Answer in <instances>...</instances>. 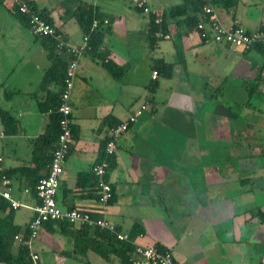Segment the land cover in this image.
I'll return each instance as SVG.
<instances>
[{
	"label": "crops",
	"instance_id": "0c3cea01",
	"mask_svg": "<svg viewBox=\"0 0 264 264\" xmlns=\"http://www.w3.org/2000/svg\"><path fill=\"white\" fill-rule=\"evenodd\" d=\"M31 1L49 14L72 45L84 36L71 15L76 7L93 6L109 20L102 45L80 59L71 93L75 139L58 204L101 209L91 168L103 156L109 129L148 97L153 106L117 140L115 165L107 173L114 189V199L105 208L107 218L125 232L138 223L144 232L135 243L161 244L172 250L178 264H264V218L252 213L264 214L263 56L208 43L196 29L181 31L174 25L171 39L154 44L149 39L151 15L134 0ZM180 2L147 0L159 13ZM11 5L12 0H0V108L10 111L15 125L7 129L0 115V167L10 173L13 197L24 204L12 211L14 223L21 226L13 246L17 252L38 204L35 185L47 173L56 143L54 110L63 83L53 80L41 87L52 62ZM216 8L226 24L249 31L264 27V0H237L232 7ZM72 19L79 26L77 38L69 26ZM93 54L111 59L124 70L122 77L112 75ZM59 55L67 61L66 52ZM157 59L172 64L170 76L160 72L152 78ZM253 82L259 89L248 95L246 85ZM243 88L248 100L263 95L257 107L246 106L248 100L242 99L226 103V95L234 97ZM8 213L9 208L2 215ZM80 227L70 226L65 233L56 222L41 225L39 235L44 237L33 238L30 249L41 255V264H49L52 253L65 263ZM95 253L87 250L88 263L78 253L75 259L119 264L115 256L108 260Z\"/></svg>",
	"mask_w": 264,
	"mask_h": 264
},
{
	"label": "built area",
	"instance_id": "2783aa9c",
	"mask_svg": "<svg viewBox=\"0 0 264 264\" xmlns=\"http://www.w3.org/2000/svg\"><path fill=\"white\" fill-rule=\"evenodd\" d=\"M134 2L144 13H156L155 23L161 24L162 18L159 12L152 9L147 0H134ZM13 4L18 5L19 10L27 15L30 29L35 35H50L54 37L58 43V47L68 54L66 76L59 96V134L52 153L49 169L37 183L36 188L39 203L34 207L37 216L29 224L32 229V237H38L40 227L44 221L68 220L76 226H99L100 228L114 232L118 239L127 240L129 238L128 233L118 231L116 225L106 215V205L114 196V189L111 182L107 180V173L110 168V158L116 154L117 140L138 120L140 113L147 108L145 101L126 120L109 129L105 155L101 160L94 163L91 168L93 174L97 177L99 201L102 205L101 209L92 212L79 208H62L57 202V193L60 187L61 176L64 172L65 162L75 139L71 93L75 85L80 59L88 48L89 35L84 34L81 43L72 45L64 39L63 34L57 30L55 24L47 21L39 11L31 8L25 0H12ZM108 23V19H105L103 22L94 19L92 27L97 29L108 25ZM198 29L201 37L207 42L224 43L243 51H248L254 45L264 42V28L249 31L244 26L236 23L226 24L219 16L216 6L210 2H207L203 7L202 19L198 22ZM156 37L158 39H171L173 34L171 32H164L162 28H159L156 32ZM157 76L158 71L154 69L152 78H157ZM10 183V178L6 176L2 178L0 196L8 200L11 207L17 209L24 204L13 197ZM30 255L31 264H41V255L38 252L31 251ZM131 261L133 264H178L172 250L162 251L155 244H136Z\"/></svg>",
	"mask_w": 264,
	"mask_h": 264
},
{
	"label": "trees",
	"instance_id": "16d2710c",
	"mask_svg": "<svg viewBox=\"0 0 264 264\" xmlns=\"http://www.w3.org/2000/svg\"><path fill=\"white\" fill-rule=\"evenodd\" d=\"M25 1L29 4L31 8L39 11V13L47 21L54 24L53 20L50 18L49 14L46 11L44 10L40 11L37 9L34 1H31V0H25ZM207 2L213 3L216 7L222 6L223 8H227V7H232L237 2V0H181L179 4L173 5L166 11L159 13V15L162 18L161 24L155 23V18L157 16L156 13L150 14L151 20H150V26H149V39L153 41L152 43L155 44V42L159 40L156 37L157 30H159V28H162L164 32H171L170 29L172 28L173 25L175 27L177 26V28L181 31L185 29H189V30L196 29L199 32L198 22L202 19L203 7ZM136 7L138 6L136 5ZM11 8L16 14L19 21L26 27L30 28V23H29V19L27 15L22 13L19 10L18 5L13 4L11 5ZM71 15L75 17L76 21L78 22L80 27L83 29L84 34L89 35V44L85 52L88 50L91 52L98 50V48L102 45V42L104 39V31H103V27L96 29V28H93L92 25H93L94 19H98L101 22H103L106 18L103 19V15L101 14V12L93 6L86 8L84 6L79 5L71 12ZM56 27H57V30L63 34V37L66 40L61 28L57 25ZM261 28H264V27H261ZM36 39L39 40L40 43L45 47V49L47 50L48 57L52 62L51 67L45 73V76L41 83V87L46 88L48 83H50L53 80H56L57 82L64 84L68 61L63 60V58L59 55V52L60 51L62 52V50L58 47V43L56 39L50 35H36ZM250 50H256L264 58V42L254 45ZM93 57L100 58L99 60L104 64V66L109 70V72L115 77L120 78L124 74V70L119 69L116 64L111 62V59L107 60L104 57H100L94 54H93ZM154 67L155 69H157L158 75L160 72H163L166 76L171 75V71H172L171 63L165 62L164 60H161V59H157L155 60ZM246 88H247L249 95H252L259 89V83L258 82L249 83L246 85ZM244 104L246 106H249V101H247ZM145 105L147 108L149 106H153V100L147 97L145 99ZM58 106H59V103L56 106L54 112L58 116L56 120V123H57L56 127L58 129V134H59L60 113L58 112ZM0 115L7 129L9 128L10 123L13 124V126L15 125L14 123L15 120L10 115L9 110L1 107ZM14 129L15 127L13 128V130ZM58 134H57V137H58ZM107 139H106V142H107ZM48 142H50L49 139H48ZM106 142L104 144V151H103L102 158L105 155ZM115 155H113L110 158V167L115 165ZM51 159H52V155H51ZM50 162L48 164V169H49ZM9 174L10 173L7 170L0 167V188L2 186L1 185L2 178L5 176L10 178ZM93 176L95 177L96 179L95 182L97 184V177L94 174ZM39 179L37 180V183ZM37 183L35 185V191H36L35 196L38 198L37 188H36ZM79 183H81V181ZM113 199L114 198H112V200ZM37 201H38L37 203H39V198ZM8 208H9V213L6 215H2L3 211H6ZM14 209L15 208L10 206V203L8 200L0 196V263H3V264H31L30 242L33 239V237H32V229L30 228L29 224L37 216V213L35 212L34 218L28 223L24 231V234L22 236V243L20 244L18 251L14 252L13 246H14L15 239L21 232V226L15 224L13 221L12 211ZM252 213L257 214L260 217L264 218V214L262 212H259V210L253 211ZM53 222L60 224V226H62V231L65 233L68 232V227L76 226L74 223L68 220H58V221L48 220V221L42 222V225L49 226V225H52ZM116 229L118 231L125 232L121 230L118 226H116ZM143 232H144L143 227H141L138 223H136L135 225H133L131 230L127 232L129 238L127 240H120L117 238L114 232H111L107 229L100 228L99 226L91 227L88 225H82L80 229L78 230V232L76 231V233L74 234V250H73L74 252L71 255L77 258V253H78L79 258L83 261L85 260L88 263V259H86V252L88 249H92L99 255L103 256L105 259L110 260L112 256H115L118 258L119 264H133L131 261V257L136 248L134 239L136 238V236H138L139 234ZM155 245L162 251L171 250L158 243H155Z\"/></svg>",
	"mask_w": 264,
	"mask_h": 264
},
{
	"label": "rangeland",
	"instance_id": "374dc122",
	"mask_svg": "<svg viewBox=\"0 0 264 264\" xmlns=\"http://www.w3.org/2000/svg\"><path fill=\"white\" fill-rule=\"evenodd\" d=\"M69 26L71 28V31L74 33V37L77 38V35H79V26L77 25V23L73 19H72V21H70ZM208 43H211V42H208ZM225 88H227V85L225 86ZM234 94H235L234 97L230 96V94L226 95V97H227L226 98V103L235 104V101H236V104H237L241 99L242 100H248V95L249 94L247 95V92L245 91L244 88L242 90H240L239 92H238V90H236V92ZM261 94H263V93H261ZM263 95H261V96H258V95L251 96L249 98L250 100H248L249 101V106L250 107H255V106L257 107V105L259 103H261L260 101L263 98ZM262 105L264 106V101L262 102ZM40 235H41V233H40ZM40 235H38V236L39 237H44L43 235H41V236ZM44 255H47V253H45ZM57 255L60 256L59 253ZM64 257H65V255H64ZM66 258H67V260H65L66 262L64 263V262H61L60 260L54 259L53 253L50 254V258H49V254H48L49 264H85L84 262L77 261V259H75V257H73V256L72 257L66 256ZM0 264H3V263H0Z\"/></svg>",
	"mask_w": 264,
	"mask_h": 264
}]
</instances>
